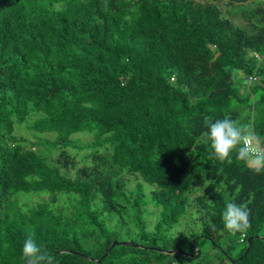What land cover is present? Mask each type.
I'll return each instance as SVG.
<instances>
[{
    "label": "trees",
    "instance_id": "1",
    "mask_svg": "<svg viewBox=\"0 0 264 264\" xmlns=\"http://www.w3.org/2000/svg\"><path fill=\"white\" fill-rule=\"evenodd\" d=\"M224 115L264 139L257 0H0V264H24L30 233L54 264H213L205 243L219 264H264V170L198 141ZM229 200L251 210L242 242Z\"/></svg>",
    "mask_w": 264,
    "mask_h": 264
},
{
    "label": "clouds",
    "instance_id": "2",
    "mask_svg": "<svg viewBox=\"0 0 264 264\" xmlns=\"http://www.w3.org/2000/svg\"><path fill=\"white\" fill-rule=\"evenodd\" d=\"M203 125L204 130L198 141L208 145L210 158L231 165L234 153L235 159L250 165L252 171L260 173L264 170V139L254 135L250 124L224 115L222 118L205 116ZM232 183L235 184V181ZM215 184L214 180L207 181V187ZM236 190L240 191L239 188ZM250 215L251 210L246 202L238 204L235 200H229L222 212L223 231L233 237L239 234L243 240L250 228ZM210 226L215 228V225ZM21 259L24 264H54L53 255L37 242L34 233L23 241Z\"/></svg>",
    "mask_w": 264,
    "mask_h": 264
},
{
    "label": "rangeland",
    "instance_id": "3",
    "mask_svg": "<svg viewBox=\"0 0 264 264\" xmlns=\"http://www.w3.org/2000/svg\"><path fill=\"white\" fill-rule=\"evenodd\" d=\"M235 22L236 23H239V21L237 20V19H235ZM237 78H239V77H237ZM18 133L20 134V135H22L23 137H25V138H27V139H31V140H35L34 139V135L32 134V132H30L29 130H27V129H25V128H21V129H19L18 130ZM37 136H39V138L40 139H52L53 137H54V134L53 133H44V134H38ZM90 136H89V134H87V133H78V134H75L74 136H73V138L75 139H77V138H79V139H82L83 141H85V140H90V138H89ZM78 159V161H79V158H77ZM78 165H80L81 166V164H80V162H78ZM71 175H73V172L71 173ZM133 179H130V183H129V187L130 186H132L133 185ZM148 188H149V186L148 185H146V187H145V191H147L148 190ZM40 199V197L39 196H37V195H35V196H32L31 197V200L32 201H29V202H37L38 200ZM22 201H27V199H25V198H22ZM149 208H151V207H149ZM149 211L150 210H148L147 211V213L145 214V218H147L148 219V229H149V231L150 230H152L151 228H150V226L152 227V225H153V223H155V221H156V216H155V214H150L149 213ZM152 215V216H151ZM190 228H192V223L190 222V220L189 221H185L184 223H182L180 226H178V227H176V228H173L172 230H171V232H170V234H169V237H171L170 238V240L173 238V239H176V238H180V236H187V237H190L191 235H192V232H190ZM194 229L196 230L197 228L196 227H194ZM197 239V237L195 238V239H192V241H191V243H194L195 242V240ZM199 241V240H198ZM184 245H188V243L185 241V243H183V245L182 246H184ZM205 246H206V249L208 250H205V251H207V252H210V253H208V258L209 259H211L212 260V263L213 264H219L218 263V261H219V259H220V257H219V255L220 254H217V251L215 250V249H213V247L211 246V244H209V243H205L204 244ZM200 248L202 249V246L200 247V246H195V251H197V250H200ZM242 248H243V245H241V244H236V246L231 250V252H230V255L232 256V257H235L236 255H237V253H239L241 250H242ZM191 250V248H187V253H188V251H190ZM169 252V251H168ZM191 255H193V254H191ZM195 255V254H194ZM228 260L225 258L224 259V263L226 264V262H227Z\"/></svg>",
    "mask_w": 264,
    "mask_h": 264
},
{
    "label": "water",
    "instance_id": "4",
    "mask_svg": "<svg viewBox=\"0 0 264 264\" xmlns=\"http://www.w3.org/2000/svg\"><path fill=\"white\" fill-rule=\"evenodd\" d=\"M251 242H252V239H248V244H249V246L251 245ZM119 244H123V245H127V243H125V242H117V241H114L112 244H111V246L103 253V255L101 256V258L98 260V262H100L107 254H108V252L112 249V248H114L115 246H117V245H119ZM248 246V247H249ZM173 252H175L176 254H177V256L178 255H180V256H182V257H185L186 259H188V258H191V257H193V255H191V254H188V253H185V252H179V251H169L168 253H173ZM199 253H200V250H197L196 251V255L195 256H198L199 255ZM174 254V253H173Z\"/></svg>",
    "mask_w": 264,
    "mask_h": 264
},
{
    "label": "built area",
    "instance_id": "5",
    "mask_svg": "<svg viewBox=\"0 0 264 264\" xmlns=\"http://www.w3.org/2000/svg\"><path fill=\"white\" fill-rule=\"evenodd\" d=\"M260 4H261V6L263 7V9H264V0H257ZM256 79H255V77H250L249 78V82H254ZM243 240H241L240 239V242H242ZM172 264H185V263H182V262H174V263H172Z\"/></svg>",
    "mask_w": 264,
    "mask_h": 264
},
{
    "label": "crops",
    "instance_id": "6",
    "mask_svg": "<svg viewBox=\"0 0 264 264\" xmlns=\"http://www.w3.org/2000/svg\"><path fill=\"white\" fill-rule=\"evenodd\" d=\"M238 76H239V78H242V75L239 74ZM243 90H244V88L242 89V91H243Z\"/></svg>",
    "mask_w": 264,
    "mask_h": 264
}]
</instances>
